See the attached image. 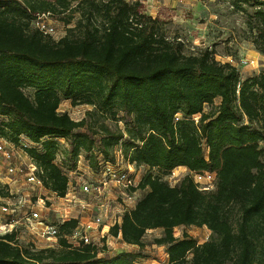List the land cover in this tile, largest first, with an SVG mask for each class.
Segmentation results:
<instances>
[{"label": "trees", "instance_id": "1", "mask_svg": "<svg viewBox=\"0 0 264 264\" xmlns=\"http://www.w3.org/2000/svg\"><path fill=\"white\" fill-rule=\"evenodd\" d=\"M71 2L0 0V115L7 117L0 136L18 143L25 135L40 145L27 151L45 187L59 195L68 179L54 162L61 145L52 138L70 143L72 165L64 152L71 168L80 153L96 168V150L114 160L118 145L148 170L140 183L144 195L112 235L144 247L147 230L162 228L154 243L167 246L169 264H264V69L242 80L212 50L186 53L184 40L164 34L140 2L81 0L86 21L75 37L68 32L55 40L34 25V14L65 12ZM254 18L264 41V8ZM65 99L95 111L74 120L59 111ZM120 112L124 128L105 122L118 123ZM179 166L189 174L176 185L154 173ZM190 171H216L215 188L199 189ZM182 225L207 226L213 235L203 243L186 233L176 237L174 228ZM96 251L90 244L72 248L63 238L58 248L33 249L21 245L16 230L0 235V264H138L140 256L98 258Z\"/></svg>", "mask_w": 264, "mask_h": 264}, {"label": "rangeland", "instance_id": "2", "mask_svg": "<svg viewBox=\"0 0 264 264\" xmlns=\"http://www.w3.org/2000/svg\"><path fill=\"white\" fill-rule=\"evenodd\" d=\"M80 1L81 0H72V8L65 12L55 13L47 18L48 23L54 27L52 37L55 40L61 38L68 32L73 37L81 35L83 31V24L86 21V17L83 15V12H86L87 10V3H80ZM96 1L104 2L107 0ZM127 1L130 3H142L144 6V12L158 18V23L160 24L162 31L169 38H177L180 36L184 40V50L186 53H197L200 49L212 50L218 61L222 63H230L236 66L242 80L249 78L250 76L253 77L264 69V52H262V48H264V41L262 40V37L258 35L260 27L257 25L254 18V13L257 10L264 8V5L259 4L262 0H249L248 2L239 0ZM67 20L70 21L68 24L66 23ZM101 20V16L97 15L96 22L100 24ZM231 59H233V62L230 61ZM242 60H247L248 62L243 63ZM64 108H67L66 110L70 112L71 117L77 121L86 117L88 118V112L95 111L94 107L91 105L81 104L73 106L71 101L68 102ZM205 110L208 111L209 108L206 107ZM98 116L99 115L96 117ZM119 116L123 119L118 123L111 119H106L105 122L113 128L116 126L124 128L127 124L125 123L127 117L123 112H120ZM199 117V114L195 115L194 119L198 121ZM86 130L87 126L80 127L75 130V133H81ZM128 138V136L125 137V142H127ZM1 139L2 137L0 136V140ZM3 139L7 141L6 143H16L7 137H4ZM52 139L58 141L55 138ZM35 146L40 148V145L38 144ZM262 146H264V144H262ZM65 148L66 150L68 149V164L72 165L73 159L69 151L71 148L70 143ZM23 151H26L28 157L31 156L27 151V148ZM95 152H98V150ZM84 156L85 155L83 154L81 158L82 161L78 163L79 169L76 172H73L74 174L72 176V180L74 182L76 178L78 179V176L90 178L91 176L95 177L96 175L93 171L94 168L91 167V165L88 166L89 162L86 159L87 156ZM16 157L19 158L17 166H23L26 164L21 156L19 157V155H17ZM14 162L15 159H13L11 163L14 164ZM11 163L0 158V166H2L0 170V188L3 192H7L6 186H8V184L3 182L9 175L7 173V167H12ZM144 171L145 170L143 169L139 174L141 175ZM154 173L163 177V179L168 181L171 185H176L180 183L183 177L189 174V170L185 167H177L169 173H164L159 170H155ZM13 179H18V181H20L21 174H17V177H14ZM19 188L18 193L20 194L29 192L34 195V198H37V196H46L51 198V200L53 199V201L57 204V200L54 198L53 194L45 188L38 189L37 192L31 191L30 186L27 184ZM109 192L112 194L111 205L112 207H115L119 201L117 199L119 189L113 187ZM144 193L145 190L140 189L138 191V197L141 198ZM1 201L2 200L0 199V203ZM16 205L18 210L23 211L21 204L18 203ZM73 208V214H77L79 210L75 206ZM114 209L116 210L114 212L117 217L119 215V210L117 208ZM61 214L63 213H59V216ZM79 214L78 216H81ZM49 217H54L53 213H50ZM63 231L68 233V231H65L64 229ZM184 233L193 237L198 243L207 241L213 235L212 231L207 226L182 225L174 228V234L176 237L181 238ZM92 234L96 240L99 239L100 235H96L97 232L93 231ZM17 235L19 236L22 246H32L33 249H40L43 246V243L38 242L24 226L18 227ZM163 235L164 231L162 228L147 230L143 238L144 247H140L139 245H132L124 242L121 237H116L109 231L107 236L102 239L105 244V248H107L105 256H113L119 252L126 251L140 255L137 258L138 264H169L168 252L166 251L167 246L154 243L156 238L162 237Z\"/></svg>", "mask_w": 264, "mask_h": 264}, {"label": "built area", "instance_id": "3", "mask_svg": "<svg viewBox=\"0 0 264 264\" xmlns=\"http://www.w3.org/2000/svg\"><path fill=\"white\" fill-rule=\"evenodd\" d=\"M50 16H52L50 12L36 13L33 23L45 34L52 35L54 27L47 21ZM230 61L233 62V59ZM242 62L248 61L242 60ZM57 140H60L61 148L54 162L61 167L68 179L67 191L64 195H59L45 187L43 179L39 176L41 169L33 157L30 156L29 161L23 166H14L11 163L17 155L20 156L22 151L30 148L31 145L22 142L6 143V140H0V158L12 164L10 177L21 174L24 185H29L31 191L37 192L38 189L45 188L57 200L56 204L53 199L46 196L34 198V195L29 192L20 194L19 187L14 191L10 190V199L0 206V235L17 231L18 227L24 226L38 242L43 243L41 248H58L60 239L63 238L72 248H81L86 244L95 246L97 257H104L107 248L102 239L107 236L112 226L122 223L125 213H130L136 207L140 199L138 197L140 183L148 168L136 165L117 145L114 150V160L106 159L102 152H95L97 155V167L93 170L95 177L78 176L74 182L73 172L79 169L78 163L82 161V155L85 153L79 154L76 165L71 168L66 165L67 159L64 152L69 142L65 138H57ZM143 169L145 171L140 175ZM190 173L199 189L209 191L215 188L216 171H190ZM113 187L119 189L117 196L119 201L115 207L111 205L112 194L109 192ZM18 203L22 205L23 211L18 210L16 205ZM74 206L80 214L79 212L73 214ZM114 208L119 210L117 217ZM58 212L63 214L59 216ZM50 213H53L54 217H49ZM71 220H75L76 224L66 233L63 231V225ZM93 231L97 232L96 235H100L99 239L94 238ZM17 239L19 240L18 235Z\"/></svg>", "mask_w": 264, "mask_h": 264}, {"label": "crops", "instance_id": "4", "mask_svg": "<svg viewBox=\"0 0 264 264\" xmlns=\"http://www.w3.org/2000/svg\"><path fill=\"white\" fill-rule=\"evenodd\" d=\"M256 74H257V73H256ZM250 77H252V76H250ZM250 77H249V78H250ZM246 79H248V78H246ZM244 80H245V79H244ZM70 101H71L70 99H65V100H63L62 103L60 104L59 111H61V112L66 111V112H68L69 115L71 116L70 112L66 110L67 108H64V106L66 107L67 103L70 102ZM220 101H221V98H217V99H216V104H219ZM4 120H7V117H6V116H1V115H0V124H1V122L4 121ZM3 138H4V137H2V139H3ZM19 142H22V143H23V142H26V143H28L29 145H31V147H37V148H39L38 146H35L36 143H33L32 141H30V139H29L27 136H25V135H21V136H20V138H19ZM20 156H21V158H23V160H24L25 163H27V162L29 161V157H28L26 151H22V153L20 154ZM20 156H19V157H20ZM14 159H15V162H14L13 165H14V166H17L18 163H19V158H18V157H15ZM1 167H2V166H0V170H1ZM179 167H185V166H179ZM185 168L188 169L187 167H185ZM7 173H8L9 175L5 178V180H4V182H3V183H7V184H8V186H6V187H7L6 191H8V190H9V192H10V190H11V191H14V190L17 189L18 187H21V186L24 185V182H23L22 177H21V180H20V181H18V179H15V180L13 179V177H17V174L14 175L13 177H10V175H11V171H10V168H8V167H7ZM0 199L2 200L1 203H0V205H1V204H3L4 202L8 201L10 198H9V195H5V196L0 195ZM183 226H184V225H183ZM118 237H120V236H118ZM132 245H134V244H132Z\"/></svg>", "mask_w": 264, "mask_h": 264}]
</instances>
